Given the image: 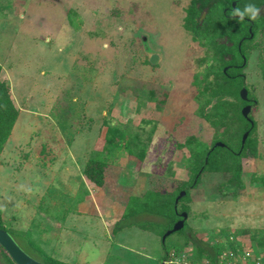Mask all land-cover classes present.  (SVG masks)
<instances>
[{"label":"rangeland","instance_id":"374dc122","mask_svg":"<svg viewBox=\"0 0 264 264\" xmlns=\"http://www.w3.org/2000/svg\"><path fill=\"white\" fill-rule=\"evenodd\" d=\"M190 1L0 0V81L19 110L0 154V211L5 231L36 261L43 262L30 242L68 264H162L166 249L194 263L204 259L195 242L226 249L232 237L264 258V33L245 42L244 79L228 80L222 60L229 56L211 40L226 44L217 36L227 23V37L238 42L246 23L223 22L218 9L207 16L221 25L217 32L193 37L184 28ZM245 87L256 103L255 152L240 159L243 187L231 194V170L203 173L189 201H174L175 212L186 209L188 218L163 244L172 223L142 201L149 192L169 196L189 185L196 149L217 138L239 148L249 123ZM216 103L222 124L208 116ZM107 125L123 129L125 140L107 144ZM137 138L143 159L130 155L136 146L128 143ZM95 156L108 162L102 187L84 175ZM131 198L136 202L114 233ZM0 264H7L1 250Z\"/></svg>","mask_w":264,"mask_h":264},{"label":"trees","instance_id":"16d2710c","mask_svg":"<svg viewBox=\"0 0 264 264\" xmlns=\"http://www.w3.org/2000/svg\"><path fill=\"white\" fill-rule=\"evenodd\" d=\"M212 0H192L189 7L186 9V16L184 18V28L191 33L193 37H205L207 34L213 32H217V28L215 27L221 26L218 23H212L211 20L207 17L208 14L213 11V13L216 10H220L219 15H221V20L224 18V14L222 12V7L221 6L222 0H215L212 2V5L210 6L209 2ZM230 1V0H229ZM241 2L239 3V8L243 9L244 8V3L245 0H240ZM250 4L256 5L257 7H261L264 5V0H252ZM219 12V11H218ZM202 13L206 14V18L202 21H200ZM214 17V16H212ZM209 20H208V19ZM264 19V17H262ZM262 18H257V20L254 21V26L259 27L260 29H263L264 32V24L259 22V19ZM221 20H218L219 22ZM223 21V20H222ZM224 22V21H223ZM245 22V21H244ZM246 23V22H245ZM217 24V25H216ZM247 26L248 23H246L245 26V32L247 34ZM253 26V29H254ZM229 28L227 23H223L221 26V31L226 35L225 29ZM213 38V37H212ZM241 37L239 38L240 41ZM229 40L232 41L231 38ZM248 40V39H247ZM211 44L217 49V53H219L221 56L224 54L226 57L229 56L228 60H225L223 58L224 66L228 64H233V63H242V59L237 55V52L233 53V50L230 48L228 50H225L224 47L221 46H216L217 42L212 39ZM216 44V45H215ZM237 44V43H236ZM226 48V47H225ZM237 48V46L235 47ZM242 52L244 50L243 45H242ZM232 50V51H231ZM236 50V49H235ZM155 59V57L152 58V61ZM240 61V62H239ZM2 71V67L0 65V74ZM223 77L228 79L227 76L223 74ZM246 88V87H245ZM213 96H220V94H215ZM223 96V95H221ZM248 99H251L250 96H247ZM244 103V106L247 104L246 101H242ZM207 108V107H206ZM252 109V106H251ZM208 116L209 117H214L215 122L222 124L224 121L225 113L224 110L222 109V103H216L214 107H212V110H208ZM213 111V112H212ZM19 115V110L15 107L12 98H11V92H10V85L6 81H0V154L2 153L5 144L9 140L14 125L18 119ZM208 116L206 118H208ZM249 118L253 122V126H251L250 122L248 123V128L246 131L248 132V137L245 141V144L243 147H241V143H239V148L235 151L233 150L230 146H228L226 143L224 144V147H215V144L220 141L219 138L215 139L212 143V145L209 148L206 149H196L197 151L194 154V157L192 158V179L189 185L183 184L178 188V190L174 193H172L169 196H159L158 194L149 192L146 196L145 199L141 203V207H146V211L148 212H156V214H161L164 219H168L169 222L172 223L171 227L166 228V231L171 230L173 228V225L181 219V216L175 212V196H179V194L183 191L185 192L184 198H188L189 201V188L193 187L195 188L198 183L201 175L207 171H232L231 178L228 180V187L229 190L231 191V194L233 196H236L238 191L243 187V182L241 180L242 176V165L240 163V159L242 157L248 156V152H255V146L253 144L254 140L252 139V133L255 130V121L253 120L251 114L249 115ZM107 132H106V142L107 144H110L112 146H117L121 140H125L126 138V133L123 129L117 127V126H112V125H107ZM133 142L135 143L133 146H136L135 152L130 151V155H135L138 158L143 159L144 158V153H145V145L142 144V142H139V139L137 138L135 141H131L128 143L130 147H132ZM194 143V138L191 136L187 142L189 146L193 145ZM126 145V143H125ZM226 149L230 151L231 155H224L220 153L219 151L221 149ZM108 166L107 160L102 159L99 156H95L93 158H90L85 167H84V175L89 179L92 183H94L98 187H102L104 185V174H105V169ZM177 196V197H178ZM174 197V198H173ZM173 198V199H172ZM182 198V199H184ZM172 199V200H171ZM181 200V199H180ZM136 202L133 198L130 199L129 203L127 204V209L125 210L123 216L120 218V220L114 225L113 232L117 233L120 230H122V222L127 219L129 216V207L132 208L131 206ZM140 209V206L138 207ZM140 211V210H139ZM185 212L188 213L186 209H184ZM189 214V213H188ZM1 211H0V229L5 230V227L2 222V217H1ZM133 224L129 225L130 227ZM165 234V232H164ZM187 242H192L191 237H186ZM165 243V242H164ZM163 243V244H164ZM31 246L38 250L39 256L42 258L44 264H68L66 262L60 261L58 259H55L43 251H41L37 246H35L32 242H30ZM194 247L196 248L198 252V257L199 258H208L211 260H215L216 256L223 250L222 246H210L208 248H204L198 243H194ZM260 247H262V244H260ZM0 250L2 251V256L5 259V262L7 264H15L12 259L9 257L7 252L0 246ZM170 253V249H166V252L163 257V262L166 261ZM163 264V263H162ZM264 264V263H263Z\"/></svg>","mask_w":264,"mask_h":264},{"label":"flooded vegetation","instance_id":"af4514ba","mask_svg":"<svg viewBox=\"0 0 264 264\" xmlns=\"http://www.w3.org/2000/svg\"><path fill=\"white\" fill-rule=\"evenodd\" d=\"M213 1H215V0H212V1L209 2L210 6L212 5V2ZM240 2H241L240 0H230V1L229 0H224L222 2V4H221L220 7H222L224 5V7L222 9V12L224 14L223 17L226 20L227 19L228 20H233L234 22H236L237 20H239L238 17H234L233 12L239 6V3ZM190 3H191V1H190ZM263 8H264V5H262L260 7L261 13H260L259 18L264 17V9ZM205 18H206V14L205 13H202L201 18H200V21L204 20ZM243 21H245L246 23H248V26H247V34H250V36L249 35H246L244 33L241 36L240 41L238 40V42H234V41L229 40V38L227 37V35H225L224 33H222V31L217 36L220 39L221 38H224L226 40V44H222L223 47H226V50H228L230 48L232 50H234L233 48H235L237 46V48H236L235 51L237 52V55H239V57L242 59V63L241 64H239V63H233V64H228V65H226V66L223 67L222 72L229 79H235V78H238V77H241V78L244 79V75L242 74L241 71H242V69H244L246 67L247 60L249 58L248 57V48L246 47L245 42H247V39L250 40V43L253 42L256 39V37L258 35V32L261 31V30H263V29H260L257 26L255 27L254 26V21L248 19L247 17ZM253 26H254V29H253ZM244 28H245V25H244ZM231 31H232V28L231 27L225 29V32H229L230 33ZM235 43H237L236 46H235ZM217 45H220V43H217ZM242 45H243V48H244L243 52H242V48H241ZM232 71H236V73H233ZM247 96H248V92H247ZM246 102H247V104L245 106H247V105L253 106V104L256 103V101L254 99H247ZM177 214H179V213H177Z\"/></svg>","mask_w":264,"mask_h":264},{"label":"water","instance_id":"95a60500","mask_svg":"<svg viewBox=\"0 0 264 264\" xmlns=\"http://www.w3.org/2000/svg\"><path fill=\"white\" fill-rule=\"evenodd\" d=\"M264 9V8H263ZM262 9V10H263ZM241 99L244 101H247V89L242 88L241 90ZM251 112V106L247 105L243 108L242 114L245 119H247L248 122H250L251 126H253L252 120L249 118ZM248 137V132L244 133L241 141V147L244 146L245 141ZM225 145L223 143L217 142L215 144V147H224ZM185 196V192H181L180 195L176 198L175 204L178 203V201ZM181 219L177 221L173 228L169 231H167L164 236L162 237V242L164 243L166 238L170 236L171 234L178 232L183 229L184 223L188 218V214L186 212H183L180 214ZM0 246L7 252L9 257L12 259V261L15 264H44L42 262L36 261L29 255H27L18 245L17 243L12 239V237L3 229H0Z\"/></svg>","mask_w":264,"mask_h":264},{"label":"built area","instance_id":"2783aa9c","mask_svg":"<svg viewBox=\"0 0 264 264\" xmlns=\"http://www.w3.org/2000/svg\"><path fill=\"white\" fill-rule=\"evenodd\" d=\"M232 241L229 242L231 245L226 249H223L215 258V260H211L208 258H204L200 262H190L188 260V256H183L184 259L179 261L175 256L176 251H171L169 253L168 258L163 264H263L264 258L262 254L255 255L252 246L249 244L237 243L233 242L234 238H231ZM175 256V260L172 258ZM172 257V258H171ZM181 262V263H180Z\"/></svg>","mask_w":264,"mask_h":264},{"label":"clouds","instance_id":"9594fccd","mask_svg":"<svg viewBox=\"0 0 264 264\" xmlns=\"http://www.w3.org/2000/svg\"><path fill=\"white\" fill-rule=\"evenodd\" d=\"M261 9L253 4H247L243 9H240L237 7L233 15L234 17H238L240 21H243L246 17L252 21L257 20V18L260 16ZM0 210H3L0 208Z\"/></svg>","mask_w":264,"mask_h":264},{"label":"crops","instance_id":"0c3cea01","mask_svg":"<svg viewBox=\"0 0 264 264\" xmlns=\"http://www.w3.org/2000/svg\"><path fill=\"white\" fill-rule=\"evenodd\" d=\"M46 193H47V191H46ZM89 214V213H88ZM88 214H86V215H88ZM98 214H95V216H97ZM123 216V213H121V215L120 216H117V218H115V220H114V222L113 223H117L119 220H120V218ZM108 220H111V217H108ZM58 224V223H57ZM114 224V225H115ZM113 225V226H114ZM61 228H63V225L61 226ZM109 232H107V230H105V235L106 236H108L109 237V234H108ZM113 235V234H112ZM106 236H105V239H106ZM108 237H107V239H108ZM47 254V253H46ZM47 255H49V256H51V257H53V258H55V259H58V260H60V261H63V262H66V263H68L69 261H65V260H63V259H61V258H58V257H56L54 254H47ZM70 263V262H69Z\"/></svg>","mask_w":264,"mask_h":264}]
</instances>
